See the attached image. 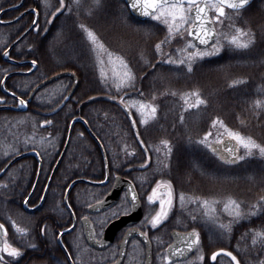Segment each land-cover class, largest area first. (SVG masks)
<instances>
[{
	"label": "trees",
	"instance_id": "obj_1",
	"mask_svg": "<svg viewBox=\"0 0 264 264\" xmlns=\"http://www.w3.org/2000/svg\"><path fill=\"white\" fill-rule=\"evenodd\" d=\"M90 1L89 9L78 16L77 27L62 31L61 36H65L71 50L60 57L57 54L54 59H45L52 65L51 74L75 72L79 85L73 99L67 104L60 101L51 108L36 103L24 113L0 110V153L4 151L2 143L12 145L18 153L37 151L47 165L61 150L71 121L81 117L106 149L111 173L129 175L138 166L150 164L144 172L155 174L158 182L167 181L179 196L236 202L240 209L236 219L227 215L217 218L176 205L171 217H188L173 228L195 230L199 234L195 264H235L228 252L240 264H264V237L256 236L264 232V156L231 164L216 158L200 142L210 132L213 121H222L229 130L264 145V0H255L235 12L225 9L232 20L230 32L241 41H250L247 47H237L224 39L218 55L179 64L160 61L156 50L159 37L139 30V24L145 22L130 15L124 0L123 11L112 6L113 0H99L97 6ZM84 28L93 31L105 47L125 59L135 76L133 83L114 90L101 81L87 51ZM237 29L243 30L242 33ZM57 38L58 35L47 37V56L48 51H57L53 48ZM173 56L180 58L177 54ZM191 96L204 102L186 107L185 99ZM3 97L0 90V98ZM133 98L154 103L157 110L155 118L144 128L139 127L136 114L130 111L137 131L122 104ZM26 137L39 145L34 148L24 145ZM84 141L88 145L81 150L82 156L93 161L88 166L79 163L76 171L90 173L97 180L104 175V164L97 144L80 123L74 127L67 157ZM162 145L169 148L159 158L157 150ZM5 161H0V171ZM36 162L29 156L10 173L33 176L38 168ZM11 198L0 189V222L4 226H8L9 211L22 214L17 204L11 206ZM198 257L203 260L198 262Z\"/></svg>",
	"mask_w": 264,
	"mask_h": 264
},
{
	"label": "flooded vegetation",
	"instance_id": "obj_2",
	"mask_svg": "<svg viewBox=\"0 0 264 264\" xmlns=\"http://www.w3.org/2000/svg\"><path fill=\"white\" fill-rule=\"evenodd\" d=\"M87 7V2L77 6L74 0H62V2L61 0H0V41L2 42L0 48V90L5 96L0 99V106L14 107L18 105L14 97L2 91L1 86L8 76L4 83L5 89L27 101L25 111L36 104V98L43 90L62 80L66 81L69 87L65 97L60 100L64 103V99L73 85L72 79L68 77L45 86L36 93L31 101L28 99L32 90L58 74H51L52 65L47 64L45 60L47 57L49 60L54 59L58 54L57 51H48L47 56V46L45 45L47 37L49 38L51 35L59 37L62 35V31L75 29L78 25V16L88 10ZM18 40L19 42L14 45ZM5 53H7L6 57ZM33 61L36 63L33 64ZM53 90L50 97H58L59 90ZM80 124L89 135L84 122ZM70 125L66 140L69 138ZM46 127L44 126L43 130ZM74 127L65 156L55 172V167L67 144L66 140H64L61 150L50 159L47 165L41 154L35 151L38 153L40 161L35 156L32 157L37 161V172L40 162L42 164L40 174L35 172L36 174L32 176L24 172L10 173L16 164L29 157L27 156L14 163L0 178V189H4L7 195L12 197V205H10L13 207L15 203L22 210V214H18L17 219L14 215L15 221L22 225L21 231L15 229L19 226L13 221L11 224L8 222V226H5L6 238L8 237L12 247L20 250V256H11L8 260L2 258L1 261L4 264H195L194 256L198 243L195 246V253L186 260L174 262L172 258L167 259L170 257L168 249L173 244L172 232L193 231L173 228L174 224H181L188 216L172 218L173 214L171 213L165 221L155 227L150 223L151 218L157 212L158 201L150 203L147 197L160 183L155 179V174L144 172L146 168L150 167V164L138 166L135 173L129 175L111 173L106 149L100 141L101 146L89 135L98 146L104 164V175L96 180L90 173L78 172L76 170L79 163H86L88 166L93 158L82 156L81 150L85 145H88L85 144V141L80 143L79 148H75L70 158L67 157L74 136ZM46 143L60 145L55 141H46ZM24 153H16L6 159L0 173L15 157ZM218 155L224 157L226 162H231L223 151ZM118 177L128 179L132 184L141 205V217L139 219L132 218L130 224L118 229L112 242L107 245L105 234L109 226L133 213V204L128 199V190L123 189L117 202L107 209L100 211H91V209L108 198L114 190ZM29 180L32 182L30 183ZM78 180L85 182L76 183L71 187ZM100 183L104 184L94 185ZM174 194L178 199L179 195L175 192ZM88 222L94 234L91 241L85 235V225ZM123 249L125 250L124 255L122 254ZM1 256L3 255L1 254ZM121 256H124L123 259ZM202 260V257H198V262Z\"/></svg>",
	"mask_w": 264,
	"mask_h": 264
},
{
	"label": "rangeland",
	"instance_id": "obj_3",
	"mask_svg": "<svg viewBox=\"0 0 264 264\" xmlns=\"http://www.w3.org/2000/svg\"><path fill=\"white\" fill-rule=\"evenodd\" d=\"M76 5H81V4H86V2L90 1V0H74ZM123 0H113V4L112 6L115 7V9L117 11H123L124 7H122ZM91 4H95L96 6L99 5V0H94V1H90ZM211 15L214 16L215 15V11L213 10L211 12ZM231 19H229V14L227 12V10H225L223 16L220 17V19L218 21H214L215 27L217 31V39L215 40V44L217 45L216 49H213L212 47L207 48L209 51H212L214 54L212 55H207L204 57H194L191 60L189 59V53L195 52L196 48L190 47L188 46V41H190V39L188 38V26L185 25L184 28H182L180 30L179 33H173V35L170 37L168 34V29L167 26L162 22V21H157V20H153V19H149L148 21H145V23L143 24H139L138 22H136L137 24H139V30L144 29V31L146 33H148L151 37H159L158 41H160L158 44H161V50L160 52H158V56L160 61H162L163 63L166 64H173L171 62H169V57H171V59L173 61H176L177 58H174V54H177L180 56L179 60H183V61H193V60H202L204 58H209L215 55H218L219 53H221L222 51V42L223 40H227L230 39L232 35V29L228 26L231 25ZM81 22V21H80ZM135 23V24H136ZM83 33H84V38L87 42V51L89 52V55L91 56L90 58H92L95 62V67L97 69L99 78L101 79V81L106 84L107 86L113 88L114 90H121L124 87H126L127 85H129L131 82L133 83L135 76H133V72L131 71L128 63L125 61L124 58H122L121 56L115 54L114 52L110 51L107 47H105V45L99 40V38L97 37V35L89 30V29H82ZM230 33H229V32ZM89 33L94 34L95 36V42H93L92 37L89 35ZM158 34H162L161 36H157ZM241 37V36H240ZM238 39L240 40V38L238 37ZM163 42V43H161ZM2 42L0 41V48H1ZM55 50H57L59 56L65 55L64 53L66 51L71 50V47L69 45H67V40L65 38V36H59L57 38V42L55 43L54 47ZM172 49H174L172 51ZM186 49V50H184ZM184 50V51H181ZM201 51L205 50V49H200ZM172 51L173 55L170 54V52ZM175 51V52H174ZM63 62L59 63V65H62ZM177 64V63H174ZM179 64V63H178ZM69 82V81H68ZM67 82L62 80V81H58L56 84L50 86L49 88H47L46 90H43V92H41L37 98H36V103L42 105L46 108H51L53 106H55L60 100H62L67 91H68V85L66 84ZM53 89H58L59 90V94L57 95L58 97L54 98V97H50L51 94H53L54 90ZM197 96H191L185 99V105L187 106H198L199 104H197ZM123 107H127L131 112H134L136 114V117L138 119L139 122V127H145L147 126L154 118L156 115L157 110L155 111V113H153L151 111L152 107L155 105L154 103L151 102H143V101H139L136 99H131V100H124L123 101ZM143 105V106H142ZM156 109V106H154ZM229 129L222 126L219 122L215 123L212 125V128L210 130L209 135H205L201 140V145L203 146L204 149H206L207 151H211L216 158L220 157L221 160L225 161L224 157H221V155H218L216 153V150L213 151V149H215L214 147L218 144H222L226 139H233L235 140L234 137H232L229 134ZM243 136V135H242ZM245 137V136H244ZM203 141V142H202ZM236 141V140H235ZM26 146H37L39 144L29 140L27 137L24 138L23 141ZM3 145V149L4 151L2 153H0V161L6 160L9 157H12L13 154L15 155L18 152L14 151V148L12 149V145H7L5 143H2ZM209 145H211V147H209ZM238 145V156H242L244 157L243 159H236L229 163H235V164H240L242 162H246L254 157L257 156H264L261 155L259 153L258 149H252L251 154H246V150L243 147V145ZM168 146L167 145H162L160 146V148L158 147L157 150V155L159 156V158L162 156V154L166 153L168 151ZM3 154V155H2ZM158 160V159H157ZM226 162V161H225ZM161 187L159 189H157V195L160 198L166 199V186L170 187L173 194H174V189L173 187H171V184H169L167 181H162L160 182ZM176 195L174 194V200H173V204L171 206L170 209H168V215L167 218L169 217V215L174 211L175 207L177 204L183 205V206H188L191 207L194 211H201L202 213H204L205 215H211L213 217H220V218H224L223 216H228V218H237L239 217V215L237 213L240 212L239 206L237 207L236 202L232 203L233 201H217V200H208V199H192V198H187L184 196L183 201L180 200V196L177 199V197H175ZM158 201V200H157ZM204 201H207V203H204ZM160 205H159V201H158V209L157 211H159ZM167 208V205H166ZM11 211H9V222L10 224L13 222L16 223V225H18L19 227H16L15 229L20 230V228H22L20 225V223H18L17 221H15L14 215L17 219V215L11 213ZM21 214V213H19ZM223 215V216H222ZM166 218V219H167ZM166 219H164L163 221H165ZM162 221V222H163ZM161 222V223H162ZM15 225V226H16ZM8 243V237L4 239V243ZM3 243V244H4ZM3 256H1L2 258L8 260L11 255H9L7 252H3L2 253ZM20 256V255H19ZM18 257V256H17ZM2 260V259H0Z\"/></svg>",
	"mask_w": 264,
	"mask_h": 264
},
{
	"label": "snow or ice",
	"instance_id": "obj_4",
	"mask_svg": "<svg viewBox=\"0 0 264 264\" xmlns=\"http://www.w3.org/2000/svg\"><path fill=\"white\" fill-rule=\"evenodd\" d=\"M62 2V0H61ZM130 7L134 10L140 12V14L150 17L153 20L162 21L168 29V34L171 37L173 33H179L185 25L188 26L189 35L192 36L196 41L202 45H209L210 41L215 36L214 21H218L225 12V6L232 9H240L245 4L248 3V0H129ZM215 11V15L212 16L210 13ZM238 33H242L243 30L237 29ZM92 37L93 42H95V36L92 33H89ZM229 42L234 44L237 47H247L250 41H241L237 36H231ZM163 43V42H161ZM188 46L196 48V45L190 40L188 41ZM213 49L217 48L216 44H212ZM156 50L160 52L161 44L156 45ZM186 50V49H184ZM181 50V51H184ZM214 54L212 51H209L207 48L201 51L199 48H196L195 52L189 53V59L191 60L194 57H204L207 55ZM7 55V53H5ZM169 62L171 63H184L183 60L173 61L169 57ZM33 64L36 61L32 62ZM189 70H191V63L188 64ZM2 99V98H0ZM204 101L197 99V104L203 103ZM20 103L25 105L27 101L21 100ZM259 103V102H257ZM143 106V105H142ZM151 111L155 113L156 109L153 106ZM219 122L222 126V121H213V124ZM44 123H50L45 121ZM226 127V126H224ZM229 134L235 138L236 142L239 145H243L246 150V154H251L252 149H258L261 155H264V145L257 144L251 137H244L240 133L228 130ZM209 134H206V136ZM203 142V141H202ZM164 143H167L165 141ZM211 147V145H209ZM215 151V149H213ZM238 159H243L244 157L238 156ZM234 162V161H233ZM161 187V184L158 183L156 188L152 190V194L147 197L150 203H155L159 201V211L151 218L150 223L153 227L159 225L164 219L167 218L168 209L171 208L174 200V194L170 187L166 186V199L160 198L157 195V189ZM132 201H136L137 196L135 191L131 192ZM183 194L180 195V200L183 201ZM207 203V201H204ZM232 203H235L234 201ZM167 205V208H166ZM238 207V205H237ZM239 215V213H237ZM0 231H6L3 225H0ZM144 235L143 233H141ZM257 237H264V232L257 233ZM199 241V234L193 230V233L190 234L189 242H187V247L191 248L196 245ZM253 243H256V238L253 239ZM178 252L181 249H177ZM7 252L11 256H19L20 250L18 248L12 247L8 243L0 245V253ZM228 256L235 261V264H240V261L237 260L231 252L227 253ZM216 254H213V259H215ZM2 259V257H0ZM167 259H171L168 257Z\"/></svg>",
	"mask_w": 264,
	"mask_h": 264
},
{
	"label": "water",
	"instance_id": "obj_5",
	"mask_svg": "<svg viewBox=\"0 0 264 264\" xmlns=\"http://www.w3.org/2000/svg\"><path fill=\"white\" fill-rule=\"evenodd\" d=\"M255 0H248V3L245 4L242 8H245L249 5H252V3L254 2ZM125 2V5L127 6V8L129 9V12L131 13L130 15H132L133 17H135L136 19L140 20V21H147L149 19H151L150 17H147V16H144L142 14H140L139 11L137 10H134L130 7V2L129 0H124ZM225 8L227 10H232V11H239L241 10L242 8L240 9H232L230 7H227L225 6ZM211 15V13H210ZM214 26V29L216 30V27H215V24L213 25ZM217 31H215V36L214 38L210 41L209 45L205 46V45H202L200 44L198 41H196L192 36L189 35V32H188V38L196 45V48H199V49H205V48H209L211 47L212 44H215V40L217 39ZM19 42V40L14 44L16 45L17 43ZM13 45V46H14ZM12 46V47H13ZM6 57V55H5ZM9 77V76H8ZM8 77L4 80L3 84H2V91L3 93L5 94H8V95H11L12 97H14L17 102H18V105L17 106H14V107H9V106H0V110H12L14 112H18V113H23L25 110H26V104L25 105H22L20 103L21 98H18L17 96L11 94V92L9 93L6 89H5V86H4V83L6 82V80L8 79ZM71 78L72 81H73V85L68 93V95L66 96V98L64 99V104H67L71 99L72 97L74 96L77 88H78V79H77V76L75 75V73L73 72H69V71H65V72H61L52 76L51 79L49 78L48 80L44 81L43 83H41L40 85H38L34 90H32L33 92L31 93L30 97H29V101H31L33 99V97L36 95V93L38 91H41L42 88H44L45 86L55 82V81H58V80H61L63 78ZM125 111L128 115V117L130 118V120L132 121L134 127H135V124H134V121H133V118L129 112V109L127 107H125ZM86 125V128L89 132V135L101 146L100 142L98 139H96L97 137L92 133V131L89 129V127L87 126V124L85 123L84 119L78 117V118H75L73 119V121L71 122V125H70V134H69V138L67 141V144L65 146V149L55 167V170L54 172L57 170V168L59 167L60 163L62 162L64 156H65V153H66V150L69 146V143H70V137H71V132H72V129L74 127L75 124L77 123H83ZM215 150L218 153H221L222 151L227 155V158L228 160L230 159L231 161H234L237 159V155H238V145H237V142L233 139H226L222 144H218L216 145L215 147ZM27 156H35L39 161H40V157L38 155L37 152H26L24 154H21L17 157H15L6 167L5 169L0 173V178L14 165V163H16L17 161H19L20 159L22 158H25ZM105 157V155H104ZM105 162H106V159H105ZM106 166H107V162H106ZM42 170V164L40 162V165H39V170L37 173L40 174ZM80 182H85V181H81V180H78L76 182H74L71 187H73V185H75L76 183H80ZM104 183H100V184H94V185H103ZM123 189H127L128 190V199H131V192L134 191L133 189V186L132 184L127 180L125 179H121L120 177L117 178L116 180V185L114 187V190L109 194L108 198H106L103 202L95 205L91 211H100V210H105L107 209L108 207L114 205L116 202H117V199L121 193V191ZM132 204H133V213L128 216V217H124V218H121L119 219L118 221L112 223L109 228L107 229L106 231V234H105V238L107 239V245L108 243L110 244L116 234V231L118 229H120L121 227L125 226V225H128L130 224V220L132 218H140L141 217V205H140V202H139V199H136V201H132ZM0 225H3L0 223ZM4 229H6V227L4 226ZM69 232V231H68ZM66 232V233H68ZM193 233V231H189V232H178V231H173L172 234H171V238L173 239V244L169 247L168 249V255L172 258V260L174 262H177V261H184L186 260L187 258H189L190 256H192L194 253H195V250H196V245H194L193 247L189 248L187 247V242H189V237H190V234ZM64 234V233H63ZM7 235V230L6 231H0V245L3 244V238ZM85 235H86V238L91 241L90 239L94 238V234H93V231H92V228H91V225H89V222L85 225ZM134 235H137L139 236V234H136L134 233ZM129 237V235H128ZM127 238V237H126ZM177 249H181L180 252L177 251ZM123 255H124V252L125 250L123 249L122 251ZM0 257H1V253H0ZM124 256H121V259H123ZM0 264H4L0 261Z\"/></svg>",
	"mask_w": 264,
	"mask_h": 264
}]
</instances>
